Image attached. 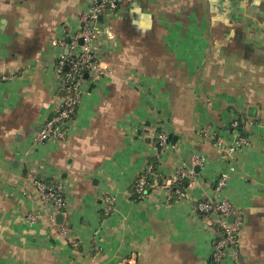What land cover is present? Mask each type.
I'll use <instances>...</instances> for the list:
<instances>
[{"label": "crops", "instance_id": "1", "mask_svg": "<svg viewBox=\"0 0 264 264\" xmlns=\"http://www.w3.org/2000/svg\"><path fill=\"white\" fill-rule=\"evenodd\" d=\"M118 3L99 40L110 73L86 76L66 139L37 141L65 95L58 39L89 1L0 0V264H209L217 224L198 203L225 171L223 194L245 216L229 264H264V0ZM234 121L248 143L230 157L214 140L230 144ZM159 127L174 144L163 152ZM197 153L206 163L185 196L154 178L134 197L149 162L172 174ZM35 175L64 185L59 226Z\"/></svg>", "mask_w": 264, "mask_h": 264}, {"label": "built area", "instance_id": "2", "mask_svg": "<svg viewBox=\"0 0 264 264\" xmlns=\"http://www.w3.org/2000/svg\"><path fill=\"white\" fill-rule=\"evenodd\" d=\"M89 6L86 12L81 16V24L72 28L70 24L65 25L63 34L58 39V45L61 51L56 59V72L61 87L65 89V95L62 98L59 110L53 116L47 118L42 130L37 135V141L47 139L64 140L68 137L69 126L74 120L78 103L80 101L81 87L86 80V74H92L94 77L101 74H109L108 66L103 65L99 55V40L103 33L102 18L110 13H115L119 9L118 0H88ZM8 76H3L7 78ZM238 122L232 123L234 139L227 144L222 138L214 140L221 152H225L231 157L232 154L248 141L245 136L235 130ZM160 151L171 149L174 144L169 139V134L164 130H157L155 133ZM192 166L182 164L175 173L156 174L154 164L149 162L145 168L139 172L133 184L135 194L140 199H147L150 195V177L158 179L160 176L162 183L172 189L175 193L185 196L184 190L180 187H174V182L188 179V187H192L197 181L195 166H204L206 158L201 154H194L192 157ZM233 169V167H230ZM229 178L228 171L221 174L216 182L215 190L217 197L204 199L198 203V210L210 219V224H217L214 228L215 235L212 244L209 264H229V257L238 254L239 234L244 227L245 216L241 207L235 205L223 194ZM33 184L36 187L41 199L46 202L53 210L50 220L56 224L55 213L67 208L63 191L64 185L61 183H48L41 176H34ZM106 212H110L115 204V197L105 195ZM39 214L29 212L27 220L30 223L37 221ZM232 217V219H230ZM59 226V225H57ZM59 230L66 232V227L60 226ZM127 263H134L133 258H126Z\"/></svg>", "mask_w": 264, "mask_h": 264}, {"label": "trees", "instance_id": "3", "mask_svg": "<svg viewBox=\"0 0 264 264\" xmlns=\"http://www.w3.org/2000/svg\"><path fill=\"white\" fill-rule=\"evenodd\" d=\"M239 128L242 129V123H240ZM160 129H162V128L159 127L158 130H160ZM169 139H170L171 142H172V136H171V135H169ZM156 140H157V139H156ZM156 145H157V147H158V149H159V152H161V151H160V146H159L158 142H156ZM152 163L155 165V166H154V169H155V171H156V174L158 175L159 173H161V172L159 171V169H158L159 157L156 158V159H154V160H152ZM152 180H154V177H150V189L153 188V181H152ZM160 180H161V178H160V176H158V181H160ZM187 185H188V181H187V179H185V180H178V181H175V182H174V187H180V188H182V187L187 186ZM133 194H134V197H137V195H136L135 192H134V189H133ZM137 198H138V197H137ZM202 214H204V213H202Z\"/></svg>", "mask_w": 264, "mask_h": 264}, {"label": "water", "instance_id": "4", "mask_svg": "<svg viewBox=\"0 0 264 264\" xmlns=\"http://www.w3.org/2000/svg\"><path fill=\"white\" fill-rule=\"evenodd\" d=\"M101 19H103L102 17H101ZM88 74H86V76H87ZM61 216V215H60ZM230 219H232V217L230 218Z\"/></svg>", "mask_w": 264, "mask_h": 264}]
</instances>
